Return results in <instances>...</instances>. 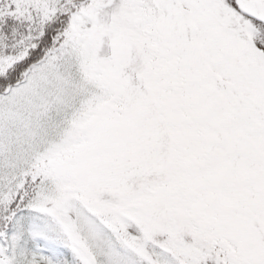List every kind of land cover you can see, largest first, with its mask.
I'll use <instances>...</instances> for the list:
<instances>
[{"label": "snow or ice", "instance_id": "1", "mask_svg": "<svg viewBox=\"0 0 264 264\" xmlns=\"http://www.w3.org/2000/svg\"><path fill=\"white\" fill-rule=\"evenodd\" d=\"M0 264H264V0H0Z\"/></svg>", "mask_w": 264, "mask_h": 264}]
</instances>
